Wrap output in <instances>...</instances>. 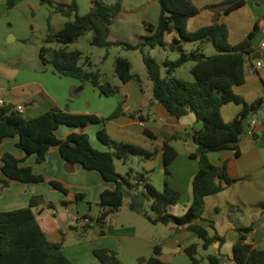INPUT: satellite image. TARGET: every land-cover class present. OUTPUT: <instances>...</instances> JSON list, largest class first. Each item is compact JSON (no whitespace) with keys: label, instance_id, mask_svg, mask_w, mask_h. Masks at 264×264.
<instances>
[{"label":"crops","instance_id":"1","mask_svg":"<svg viewBox=\"0 0 264 264\" xmlns=\"http://www.w3.org/2000/svg\"><path fill=\"white\" fill-rule=\"evenodd\" d=\"M13 1L12 8H7L5 1L0 5V16L20 7L25 12H32L31 16L35 17L36 24H30L28 28L23 27L24 30L19 29V24H0V100L3 104L11 105L13 108L22 106L23 115L26 117H34L54 108L72 114L97 116L99 121L89 124L84 129L91 145L101 151L111 150L97 137L98 131L104 130L114 142L137 145L153 152L154 155L150 159L139 158L142 172L157 191H162L166 181L171 188L179 192V200L168 207V212L175 216L183 215L191 203L192 180L198 172L197 159L189 157L196 148L192 134L202 129V123L196 121L192 113L175 120L161 104L152 102V84H148L147 90L142 85L143 79L146 82L149 80L146 69L140 74L135 73L139 81L135 79L126 83H119V79L112 81L111 84L117 85L119 91L110 97L101 95L89 82L61 76L50 66L43 69L39 57L37 58V51L34 54V51L30 50L31 56H35L34 59L23 54L26 45L30 43L27 40L35 34V30L45 31L43 38L34 40V43H40L44 41L48 29L58 31L65 21L51 24L56 13L39 0ZM53 1L65 4L71 2ZM92 1L76 0L78 14L88 13ZM102 1L111 4L116 0ZM120 1L121 13L109 27L107 35L109 40L135 42L148 34L144 24L158 23L160 15L158 0ZM191 1L200 12L188 20L186 25L188 31L213 24L214 16L218 15L217 22L227 27L228 43L235 45L257 26L252 46L255 52H259L264 34V0H245L243 6L228 14H223V6L208 7L224 0ZM175 40H181L176 32L167 33L165 41L168 46L166 49H159L164 52H175ZM209 44L211 43L183 42L182 48L186 50L187 45L201 47ZM193 50L195 49L191 51ZM107 53L109 52L106 51ZM118 56L127 59L132 68V60L129 57ZM262 58L264 60V56ZM258 59L251 60L247 65L244 83L233 87L234 94L248 103L259 98L264 99V69L253 70ZM13 60H16L15 65H6ZM118 105L121 114L108 119ZM240 110V105L227 103L221 107V117L224 122H229ZM251 119L257 120L254 135L252 138L244 135L241 137L238 154L233 150L207 153L213 165L224 169L228 177L237 180L225 186L220 192L205 197L203 220L199 223L207 226V222L212 221L215 232L223 238L222 243L216 242L207 250L202 249L196 241V235L185 227H175L173 224L160 227V224H152L147 217L153 218V212L150 210L151 216L144 214L149 205H146L143 199L138 201V196L133 193H126L128 200L124 198L120 209L107 217L103 235H98V229L88 231L84 237L80 235L73 228L83 224L81 220L83 217H88V220L97 218L100 212L98 203L101 192L113 190L115 184L104 181L95 171L85 170L79 165L67 166L57 148L47 152L43 163H37L33 155L20 163L21 167H30L33 174L42 176L41 182L8 180V185L4 186L5 177L0 171V211L27 207L32 196H40L42 201L33 208V212L45 231L47 240L51 243H62L66 258L73 264H101L93 255L95 249L113 252L119 264H139V259H148L153 255L155 245L161 248L159 258L164 264H193L183 251L192 243H196L198 249L200 247L202 249V252L197 250L199 258L197 264H208L205 259L208 254L222 256L225 259L223 263L232 264V247L238 236L237 226L247 227L256 223L247 241L264 250V208L259 205L264 202V107L251 116ZM75 130L73 127L61 125L56 130V136L63 139ZM145 131L152 139L145 135ZM167 140L177 153L169 167V176L163 173V143ZM16 142L17 138H6L0 146L1 153L8 152L22 158L24 153L15 147ZM114 165L117 171L115 161ZM50 180L63 184L69 190L68 195L54 190L48 184ZM139 183L142 185L141 181ZM75 194H84V198L78 202L66 203ZM49 203L52 204L53 212L46 215L45 209ZM59 206L63 208L60 214L56 210Z\"/></svg>","mask_w":264,"mask_h":264},{"label":"trees","instance_id":"2","mask_svg":"<svg viewBox=\"0 0 264 264\" xmlns=\"http://www.w3.org/2000/svg\"><path fill=\"white\" fill-rule=\"evenodd\" d=\"M160 15L156 25L144 24L147 35L135 42L123 40H109L107 38L109 27L116 21L121 13V1L107 4L102 0H93L92 6L85 15L78 14L76 0L69 4L54 2L53 0H39L41 4H47L52 12L60 14L68 19L58 31L48 29L44 39L45 44L57 43L58 49L41 47L39 61L41 66L52 67L53 71L61 76L75 78L81 82H89L98 89L101 95L110 97L118 93L119 87L108 82H100L99 72H92L79 65L83 57L78 49L68 50L67 45L85 33H91L90 45L103 48L108 51L112 47H120L125 51H139L152 83V102L161 104L169 116L175 120L192 113L196 121L202 123V129L194 131L192 139L196 148L189 154L190 158L197 159L198 172L192 180L191 203L181 216H175L168 212V207L174 205L180 197L178 191L171 188L165 181L162 191H157L145 173L136 174L137 181H141L144 191L151 198L150 210L154 217H147L152 224H173L175 227H185L202 241V249L207 250L214 243L223 242L214 229L212 221L207 226L201 225L204 200L208 195L220 192L225 186L236 182L227 176L224 169L213 165L208 157V152L233 150L238 154V143L247 128L251 116L258 113L264 107V99L259 98L248 103L242 97L233 92V87L241 85L245 81L247 65L251 60L261 57L252 46V38L257 31L254 26L245 38L235 44L228 43L227 27L223 23H213L202 26L195 31L186 28L189 19L197 16L200 10L191 0H158ZM245 0H224L219 4L208 7L223 6V14L240 8ZM7 8L14 6L13 0H6ZM176 32L180 39L175 40V50L179 53L175 60H164L165 76H161L160 66L155 58L145 53L146 49L156 47L166 49L165 35ZM211 43L215 54L206 56L197 47L191 52L182 48L183 42ZM107 56V54H106ZM105 56V58H106ZM192 62L190 69L192 81L173 76L175 70L184 64ZM85 64L91 65L89 58H85ZM114 73L121 83L132 79L139 81L137 74L131 72V65L127 59L116 57L114 61ZM227 103H235L241 106L237 116L224 122L221 117V107ZM121 114L120 105L108 117L112 119ZM95 115L72 114L58 108L50 109L44 113L25 117L14 111L13 106L0 107V146L6 138H17L15 147L23 151L22 158L0 151V171L5 177L3 185H8V180L20 182H41L43 177L32 173L30 167H21L20 163L29 156H35L37 163H43L47 152L57 148L59 155L67 166L79 165L88 171L99 173L106 182L115 184L113 190H104L99 197L100 212L94 220H88L81 224L75 231L83 237L92 230L91 223L98 227V235L104 234V226L107 217L117 212L124 199V185L132 188L128 176L119 174L114 165V158L127 159L137 156L140 159H150L153 152L143 148L122 142H114L109 139L104 130L97 133L101 143L111 150L101 151L93 147L89 141L85 128L98 122ZM61 125L73 127L76 130L70 132L65 138L59 139L56 130ZM145 135L152 136L145 131ZM176 151L169 145L168 140L163 143V173L170 175L169 167L176 158ZM147 174V173H146ZM48 184L64 195L69 190L61 183L50 180ZM84 198V194H75L67 202H78ZM42 201L40 196H32L28 206L10 211H0V264H73L65 256L62 243H51L47 240L45 231L41 228L33 208ZM264 208V202L259 204ZM51 208L52 204H48ZM88 219V217H83ZM91 221V222H89ZM256 223L243 227L237 226V240L232 247V264H264V250L256 248L247 241L248 236L255 229ZM210 231L212 233L210 234ZM196 243L184 248L185 254L193 264L199 262ZM161 248L155 245L153 255L148 259H139V264H164L159 258ZM93 255L101 264H119L113 252L106 249H95ZM208 264H222L224 258L216 254H208L205 258Z\"/></svg>","mask_w":264,"mask_h":264},{"label":"rangeland","instance_id":"3","mask_svg":"<svg viewBox=\"0 0 264 264\" xmlns=\"http://www.w3.org/2000/svg\"><path fill=\"white\" fill-rule=\"evenodd\" d=\"M4 1L6 2V0H0V5H2ZM31 15H32L31 11L25 12L20 7H18L15 9V11H12L11 13H7L5 15L0 16V24H19V29L24 30L23 27L28 28L30 24H36L35 17L33 18ZM64 21L66 22L68 21V19L61 15L56 14L53 17L51 24H58V22L62 23ZM35 31H36L35 34H33V36L28 38L27 41H29L30 43L26 45V49L24 50V53H23L26 55L27 58L34 59L35 57V56L34 57L31 56L30 50H33L34 54H35V51H37V58H38L39 50L41 47H51L53 49H58L60 47V45L57 43L45 44L43 41L40 43H34L35 39L40 40V38H43L45 36V31L44 32L43 31L41 32V30H35ZM90 39H91V33L87 32L83 36L76 39L73 43L67 45V49L68 50H74V49L80 50L82 52L83 57L79 61V65L85 69H88L89 71L99 72L101 75L100 76L101 83L108 82L111 84L112 81L118 80V78L116 77L114 73V61L116 57H119L118 55L129 57L132 60L131 72L140 74L142 73L143 70H145V66L142 60V54L139 51L125 52V51H122L118 47H112L108 49L109 53H107V56H106V50L103 48L91 46ZM196 48H197L196 45H187L185 51L191 52L192 49H196ZM200 48H201V51L207 56H210L216 53L212 44L204 45V46H201ZM145 53L148 56L156 59V61L158 62L160 66V72H161L162 77H164L166 73L165 67L163 66L164 60L166 59L175 60L176 58H178V55H179L177 51L172 52V53L169 51L164 52L161 49H159V47H156L154 49H146ZM26 57L24 59H26ZM86 57L90 59V62H91L90 66L85 64ZM15 61L16 60H13L12 62H9L6 65H9V66L15 65ZM192 65H193L192 62H188L184 64L183 66L177 68L175 72L173 73V76L180 78V79L187 80V81H192L193 78L190 73V68L192 67ZM142 81H143L142 85L145 88V90H147L148 84H152L150 80L146 82V80L143 79ZM118 82L120 83L119 80ZM138 160H139V157L137 156H130L125 160L114 158L117 171L121 173L123 176H127L128 172L132 170V172L128 176V181L131 184L132 188H129L128 186L124 185V192H125L124 198H127L128 200V196L126 195V193H133L134 195H137L139 199H143L145 201L146 205H149V207H146L145 210L147 212L144 211V214L146 213L147 215L151 216L152 215L150 212L151 198L144 191L142 187L143 185H141L136 179V174L143 173ZM56 210L60 214L63 208L59 206ZM52 212H53V208L46 207L45 209L46 215H50ZM58 217L59 216L57 215L56 218ZM91 225L93 229H96V230L98 229V227L96 226L94 222H92ZM162 225L163 224H160V227H162ZM196 241L200 244V246H202V241L200 239L197 238ZM201 250L202 249L200 247L198 251L202 252Z\"/></svg>","mask_w":264,"mask_h":264},{"label":"built area","instance_id":"4","mask_svg":"<svg viewBox=\"0 0 264 264\" xmlns=\"http://www.w3.org/2000/svg\"><path fill=\"white\" fill-rule=\"evenodd\" d=\"M259 53L261 54V57L257 60L253 70L254 71H261L264 69V60H263V56H264V34H263V41L259 47ZM3 101L0 100V107L3 106ZM14 111H16L17 113L19 114H23V107L22 106H15L14 108ZM257 123V120L256 119H251L247 125V128L244 132V136L245 137H249V138H252L253 135H254V128H255V125ZM88 222V219H83L82 220V223L85 224ZM223 264H226V263H223Z\"/></svg>","mask_w":264,"mask_h":264},{"label":"water","instance_id":"5","mask_svg":"<svg viewBox=\"0 0 264 264\" xmlns=\"http://www.w3.org/2000/svg\"><path fill=\"white\" fill-rule=\"evenodd\" d=\"M217 17H218V15H215L214 16V20H213V23H216L217 22ZM140 199L138 198V201H139Z\"/></svg>","mask_w":264,"mask_h":264}]
</instances>
